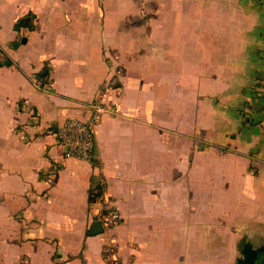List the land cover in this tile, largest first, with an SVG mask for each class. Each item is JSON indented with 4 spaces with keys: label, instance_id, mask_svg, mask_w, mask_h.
Listing matches in <instances>:
<instances>
[{
    "label": "crops",
    "instance_id": "crops-1",
    "mask_svg": "<svg viewBox=\"0 0 264 264\" xmlns=\"http://www.w3.org/2000/svg\"><path fill=\"white\" fill-rule=\"evenodd\" d=\"M0 264H264V0H0Z\"/></svg>",
    "mask_w": 264,
    "mask_h": 264
},
{
    "label": "built area",
    "instance_id": "built-area-1",
    "mask_svg": "<svg viewBox=\"0 0 264 264\" xmlns=\"http://www.w3.org/2000/svg\"><path fill=\"white\" fill-rule=\"evenodd\" d=\"M87 109L90 113L87 119L69 117L52 129L63 149L64 159L92 160L97 148L96 127L105 113L117 112L114 106L107 104L102 97L88 103ZM90 203L96 221L101 223L103 233L111 231L123 221L118 207L108 193L105 182H101L99 187L91 190ZM114 250L115 243L111 238V241L105 245V253L113 257Z\"/></svg>",
    "mask_w": 264,
    "mask_h": 264
},
{
    "label": "water",
    "instance_id": "water-1",
    "mask_svg": "<svg viewBox=\"0 0 264 264\" xmlns=\"http://www.w3.org/2000/svg\"><path fill=\"white\" fill-rule=\"evenodd\" d=\"M31 21V17H24V18H21L19 20V22L14 26V29H18V27H28L29 26V23ZM27 41V39L24 37L21 42L22 43H25ZM20 44V42L16 43V47ZM103 232V228L101 227V223L100 221H96L95 224L93 225V228H92V231L91 233L92 234H97V233H102Z\"/></svg>",
    "mask_w": 264,
    "mask_h": 264
},
{
    "label": "trees",
    "instance_id": "trees-1",
    "mask_svg": "<svg viewBox=\"0 0 264 264\" xmlns=\"http://www.w3.org/2000/svg\"><path fill=\"white\" fill-rule=\"evenodd\" d=\"M90 199H91V197H90Z\"/></svg>",
    "mask_w": 264,
    "mask_h": 264
}]
</instances>
